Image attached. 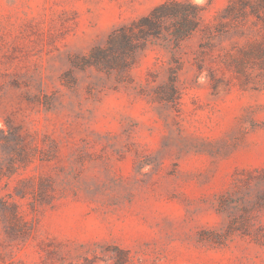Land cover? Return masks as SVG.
Here are the masks:
<instances>
[{"label": "rangeland", "instance_id": "1", "mask_svg": "<svg viewBox=\"0 0 264 264\" xmlns=\"http://www.w3.org/2000/svg\"><path fill=\"white\" fill-rule=\"evenodd\" d=\"M0 264H264V0H0Z\"/></svg>", "mask_w": 264, "mask_h": 264}]
</instances>
